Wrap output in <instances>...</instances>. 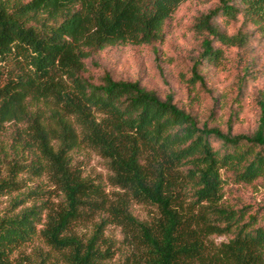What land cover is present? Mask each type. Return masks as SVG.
Instances as JSON below:
<instances>
[{
	"label": "trees",
	"instance_id": "16d2710c",
	"mask_svg": "<svg viewBox=\"0 0 264 264\" xmlns=\"http://www.w3.org/2000/svg\"><path fill=\"white\" fill-rule=\"evenodd\" d=\"M188 1L0 0V264H264V203L241 193L264 187V94L252 133L225 132L203 72L247 42L216 19L264 33V0H216L193 25L203 40L184 82L208 113L89 74L107 49L163 45ZM89 153L106 177L86 174Z\"/></svg>",
	"mask_w": 264,
	"mask_h": 264
},
{
	"label": "rangeland",
	"instance_id": "374dc122",
	"mask_svg": "<svg viewBox=\"0 0 264 264\" xmlns=\"http://www.w3.org/2000/svg\"><path fill=\"white\" fill-rule=\"evenodd\" d=\"M216 6V0H189L169 22L167 39L163 45L154 48L107 49L87 62L89 74L98 78L108 72L117 80L139 81L162 97L171 90L181 105H188L192 99L197 98L202 112L208 113L212 106L208 94L200 89L190 93L184 78L190 76L192 60L198 55L203 40L193 25L197 18ZM216 24L229 35L241 31L247 36V42L242 48H225V58L221 65L206 63L203 67L206 87L212 97L220 102L218 124L225 132L230 129L233 134L252 133L259 117L258 101L264 94V33L246 23L242 16L232 21L219 16ZM159 69L163 71L164 79L160 77ZM231 108H240L241 114L231 125H227V115ZM10 131L8 127V135ZM78 161L83 164L86 174L92 177L107 176L104 162L95 154L80 156ZM241 193L246 201L264 203V187H259L258 191L246 189ZM1 201L4 209L8 199L3 198ZM135 211L141 218H145L149 209L137 206ZM111 232L117 239H121L117 229ZM224 241H227V237L216 239L217 243Z\"/></svg>",
	"mask_w": 264,
	"mask_h": 264
}]
</instances>
